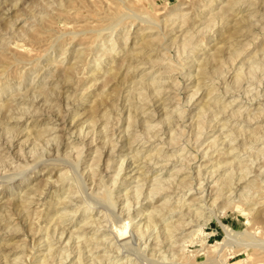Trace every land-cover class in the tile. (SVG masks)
Here are the masks:
<instances>
[{
  "label": "rangeland",
  "instance_id": "obj_1",
  "mask_svg": "<svg viewBox=\"0 0 264 264\" xmlns=\"http://www.w3.org/2000/svg\"><path fill=\"white\" fill-rule=\"evenodd\" d=\"M227 1L0 0V212L7 210L5 224L11 230L0 231V264H38L46 254L45 242L38 239L57 224L65 228L61 246L70 234L76 253L63 264H215L216 243L227 240L217 218L235 232L259 231L264 239V0H247L217 19ZM184 35L192 43L186 48ZM154 37L159 42L143 50V40ZM207 60V76H201L199 64ZM206 100L211 104L199 115ZM129 111L134 119L130 135L122 131ZM99 151L100 162L90 166ZM155 181L163 190L147 198ZM34 184L38 190L30 193ZM67 189H75L74 197L66 196ZM242 189L251 197L244 203L238 196ZM103 191H111L116 206L107 203V210L106 203V208L97 204L84 212L74 202ZM219 192L220 199L202 211V218L217 214L202 227L208 251H199L194 241L182 260L179 244L171 241L192 229L187 221L202 205L192 204L193 197L202 196L208 206ZM60 199L72 200L73 206ZM164 200L167 205L156 215L160 220L145 230L144 209ZM231 200L235 207L227 206ZM250 207L256 210L247 211ZM67 208L77 212L66 213ZM138 211L143 217H136ZM85 213L97 224L83 226ZM126 217L133 223L125 239L130 243L123 246L125 240L116 241L110 230ZM174 223L177 230L166 241L162 230ZM140 228L144 234L138 235L134 229ZM236 240L220 259L264 264L261 250L245 251L244 239ZM62 247L57 251L62 253ZM57 251L47 264L61 263Z\"/></svg>",
  "mask_w": 264,
  "mask_h": 264
},
{
  "label": "bare ground",
  "instance_id": "obj_2",
  "mask_svg": "<svg viewBox=\"0 0 264 264\" xmlns=\"http://www.w3.org/2000/svg\"><path fill=\"white\" fill-rule=\"evenodd\" d=\"M121 1V0H120ZM133 1V0H132ZM245 1H247V0H229V1H227V4L225 5V7H227L226 8V10H221V12L219 13V14H217L215 17H217V19L218 18H221V20L222 19H224L226 16L225 15H227L226 14V11L227 10H230V12H231V10H232V8L234 9L236 6H238V5H243V3H245ZM252 1V0H251ZM250 1V2H251ZM254 1V0H253ZM255 1H257V0H255ZM261 1V0H260ZM116 2H118V0H116ZM127 2H129V1H127ZM248 2H249V0H248ZM262 2V1H261ZM211 3V2H210ZM247 3V2H246ZM257 3V2H256ZM256 3H255V5H256ZM213 3H211V5H212ZM211 5H209V6H211ZM214 5V4H213ZM245 5V4H244ZM249 5H251V4H249ZM254 4L252 3V7L251 6H249V7H251V8H253L254 6H253ZM124 6V5H123ZM256 7V6H255ZM114 8V10H115V7H113ZM210 8V7H209ZM222 8V7H221ZM239 8V7H238ZM244 8V7H243ZM247 8V7H246ZM253 10V9H252ZM233 11V10H232ZM255 11V10H254ZM210 12V11H209ZM229 12V11H228ZM209 14V13H208ZM211 14V13H210ZM209 14V17H212L213 15H210ZM215 14V13H214ZM249 14H250V12H249ZM126 16V15H125ZM130 16V15H129ZM137 16V15H136ZM225 16V17H224ZM228 16V15H227ZM249 16V15H248ZM214 17V18H215ZM121 19V18H120ZM207 19L209 20L210 18H208L207 17ZM206 19V20H207ZM240 19H243V18H240ZM248 19V18H247ZM122 20V19H121ZM136 20H143L142 18H140L139 16L138 17H136ZM213 20H215V19H213ZM239 20V19H238ZM244 20V19H243ZM153 21V20H152ZM210 21V20H209ZM212 21V20H211ZM224 21V20H223ZM245 21H247L246 20V18H245ZM249 21V20H248ZM247 21V22H248ZM140 22V21H139ZM149 24H152V23H154V22H151V21H147ZM212 22H216V20L215 21H212ZM246 24V23H245ZM252 24V23H251ZM167 26V25H166ZM235 26V25H234ZM118 27V26H117ZM143 27V26H142ZM246 27V26H245ZM167 28V27H166ZM241 28V27H240ZM145 29H146V27H145ZM147 29H150L149 27L147 28ZM238 29V28H237ZM237 29H235V30H237ZM238 32H239V30H237ZM237 31H236V34H237ZM150 32V31H149ZM234 31H232V34H234L233 33ZM184 33V32H183ZM151 34V33H150ZM152 35V34H151ZM143 37V36H142ZM149 37V36H148ZM197 38H198V36H197ZM164 39V38H163ZM229 40H230V38H228ZM142 41V40H141ZM179 41V40H178ZM191 40H190V37H186V35H184V37H182V41H181V45L184 47V48H186L187 47V45H191L192 43L190 42ZM159 42V39H158V37H154V38H149V39H144L143 40V42H142V46H143V50L144 49H147V50H150V49H152L157 43ZM193 42V41H192ZM205 42V41H204ZM180 43V42H179ZM225 43V42H224ZM231 43V42H230ZM172 44V43H171ZM230 45V44H229ZM110 46V45H109ZM240 46V45H239ZM204 47V46H203ZM231 47V46H230ZM229 48V47H228ZM125 49V48H124ZM142 49V48H141ZM235 49V48H234ZM123 50V49H122ZM182 50V49H181ZM214 50H217L216 48L214 49ZM219 50V49H218ZM233 50V49H232ZM130 51V50H129ZM128 51V52H129ZM140 51V50H139ZM227 51V50H226ZM155 52H157V51H155ZM160 52V51H159ZM210 52V51H209ZM232 52H235V51H232ZM208 53V52H207ZM237 53V52H236ZM148 54V53H147ZM151 54V53H150ZM157 54V53H156ZM156 54H155V56H156ZM80 55V54H79ZM143 55V54H142ZM133 56H135V55H133ZM146 56V55H145ZM151 56V55H150ZM219 56V55H218ZM139 57V56H138ZM140 57H141V55H140ZM199 57V56H198ZM204 57V56H203ZM144 59V58H143ZM157 59H158V57H157ZM196 59V58H195ZM199 60H200V58H198ZM219 59V58H218ZM130 60V59H129ZM141 60V59H140ZM165 60V59H164ZM132 61H133V59H132ZM182 61V60H181ZM206 61V60H205ZM204 61V62H205ZM147 62V61H146ZM201 62V64H199V70H197L198 71V73L201 75V76H203V75H205V76H207L206 74H207V72H206V65L207 64H209L208 62V60H207V62ZM139 63H141V62H139ZM187 64V63H186ZM195 64V63H194ZM135 65V64H134ZM138 65V64H137ZM162 65V64H161ZM127 66V65H126ZM156 66V65H155ZM209 67V66H208ZM208 67H207V69H208ZM243 67V66H242ZM251 68H253V67H251ZM168 69H169V67H168ZM172 69V68H171ZM194 69V68H193ZM240 69V68H239ZM112 70V69H111ZM110 70V71H111ZM159 70V69H158ZM120 71V70H119ZM137 71V70H136ZM144 72V71H143ZM245 72V71H244ZM109 73V72H108ZM112 73V72H111ZM236 73V72H235ZM106 74V73H105ZM104 74V75H105ZM113 74V73H112ZM145 74V73H144ZM148 74V73H147ZM146 74V75H147ZM240 74V73H239ZM238 74V75H239ZM245 74V73H244ZM241 75H243V73L241 74ZM237 76V75H236ZM195 77V76H194ZM240 77V76H239ZM197 78V77H196ZM128 79V78H127ZM161 79V78H160ZM198 79V78H197ZM201 79V78H200ZM234 79V78H233ZM201 80H204V78L203 79H201ZM128 82V81H127ZM210 82V81H209ZM229 82V81H228ZM162 83V82H161ZM128 84V83H127ZM199 84V83H198ZM236 84V83H235ZM159 85H161V84H159ZM195 85H197V84H195ZM130 86V85H129ZM145 86V85H144ZM152 86V85H151ZM163 86V85H162ZM199 87V86H198ZM155 88V87H154ZM153 88V89H154ZM156 88H159V87H156ZM128 90V89H127ZM3 91V90H2ZM1 90H0V93L2 92ZM209 91H210V89H209ZM214 91H215V89H214ZM4 92V91H3ZM155 93H156V95H157V93H159L158 91H154ZM162 94V93H161ZM160 95V94H159ZM210 95V94H209ZM152 96V95H151ZM205 96V95H204ZM215 96V95H214ZM136 97V96H135ZM211 97V96H210ZM213 98V97H212ZM211 98V99H212ZM144 99L145 98H143V101H144ZM190 99V98H189ZM204 99H206V98H204ZM210 99V98H209ZM215 99V98H214ZM138 101V100H137ZM220 101V100H219ZM138 103H139V101H138ZM142 103V102H141ZM149 103V102H148ZM151 103V102H150ZM204 104L200 107V109H199V112H198V114L200 115L202 112H204L208 107H209V105L211 104L210 103V100L207 102V100L205 101V102H203ZM214 103V102H213ZM145 104V103H144ZM217 104H218V102H217ZM132 105V104H131ZM139 105V104H138ZM213 105H215V103L213 104ZM144 106V105H143ZM67 107V106H66ZM128 107V106H127ZM134 107H136V106H134ZM225 108H227V107H225ZM198 110V109H197ZM128 111V110H127ZM146 111V110H145ZM174 111V110H173ZM222 111H223V109H222ZM111 112V111H110ZM206 112V111H205ZM208 112V111H207ZM213 112V111H212ZM132 113V112H131ZM135 114V113H134ZM198 114H197V116H198ZM21 115V114H20ZM23 116V115H22ZM144 116V115H143ZM168 116V115H167ZM169 116H170V114H169ZM197 116H196V118H197ZM208 116V115H207ZM100 117H105L106 118V116L104 115V113L100 116ZM126 119H128V122H127V124H126V128H124L122 131L124 132V133H126L127 131L129 132V128H132L131 126H132V124L134 125V119H132L131 118V116H130V111H129V113L126 115ZM199 117V116H198ZM119 118V117H118ZM150 118V117H149ZM107 119H108V117H107ZM199 119V118H198ZM197 120V119H196ZM120 121V120H119ZM124 121V120H123ZM147 121V120H146ZM145 121V122H146ZM107 122H108V120H106L105 121V124L103 125L104 127L103 128H106V124H107ZM169 122V121H168ZM123 123V122H122ZM136 123V122H135ZM150 123V122H149ZM218 123V122H217ZM139 124V123H138ZM151 124V123H150ZM137 125V124H136ZM223 125V124H222ZM197 126V125H196ZM224 126V125H223ZM154 127V126H153ZM88 129V128H87ZM135 129H136V127H135ZM141 129V128H140ZM215 129H216V126H215ZM226 129V128H225ZM89 130H91V129H89ZM165 130V129H164ZM82 131V129H80V132ZM121 131V130H120ZM161 131V130H160ZM89 132V131H88ZM87 132V133H88ZM82 133V132H81ZM220 133V132H219ZM74 134V133H73ZM129 135H130V132L128 133ZM94 136H95V134H94ZM136 137V136H135ZM151 137V136H150ZM126 138H127V136H126ZM146 138V137H145ZM152 138H153V136H152ZM214 139V138H213ZM93 140V139H92ZM143 140V139H142ZM149 140V139H148ZM94 142V141H93ZM103 142H104V140H103ZM79 143V142H78ZM134 143V142H133ZM229 145V144H228ZM231 146V145H230ZM95 147V146H94ZM102 147H105V144L102 146ZM98 147H96V149H97ZM138 148V147H137ZM233 148V147H232ZM232 148H231V150H232ZM235 148V147H234ZM59 149V148H58ZM95 149V148H94ZM99 149V148H98ZM81 150V149H80ZM158 150V149H157ZM71 152V151H70ZM225 152V151H224ZM43 153V152H42ZM71 154V153H70ZM83 154V153H82ZM76 155V154H75ZM217 155H218V153H217ZM99 156H100V151H99V153L97 154V156H95V157H93V159H92V163L90 164V166H94V165H96L98 162H100V158H99ZM102 156V155H101ZM204 156H206V155H204ZM49 159H50V157H49ZM63 158H61V160H62ZM133 159V158H132ZM235 159V158H234ZM52 160V159H51ZM56 160V159H55ZM60 161V160H59ZM48 162V161H47ZM63 163V161H60V163ZM61 163V164H62ZM64 163H66V162H64ZM122 163H123V161H122ZM122 163H119V164H122ZM133 163V162H132ZM220 163V162H219ZM48 164V163H47ZM109 164V163H108ZM36 165V164H35ZM69 165H71V164H69ZM87 165V164H86ZM98 165V164H97ZM134 165V164H133ZM152 165V164H151ZM75 166H76V164H75ZM110 166V165H109ZM157 165H155V167H156ZM159 166H160V164H159ZM220 166V165H219ZM242 166V165H241ZM70 167V166H69ZM137 167V166H136ZM222 167V165L219 167V168H221ZM26 168V167H25ZM71 168V167H70ZM86 168V167H85ZM129 168V167H128ZM96 169V168H95ZM122 169V168H121ZM218 169V168H217ZM245 169V168H244ZM71 170V169H70ZM116 170H118V169H116ZM211 170V169H210ZM213 170V169H212ZM64 171V170H63ZM91 174L88 172V174L90 175V179H92V176L95 174V171H94V169H93V167H91ZM119 171H120V166H119V170L117 171V174L119 173ZM245 171V170H244ZM83 172V171H82ZM33 173V172H32ZM214 173V172H213ZM88 175V176H89ZM140 175V174H139ZM232 175V174H231ZM7 176V175H6ZM81 176H82V174H81ZM242 176V175H241ZM8 177V176H7ZM65 177H66V175H65ZM79 177V176H78ZM138 177V176H137ZM10 178V177H9ZM31 178V174L30 175H26L24 178H23V182H27L29 179ZM63 178V176H60V177H58V179L60 180V179H62ZM74 178V177H73ZM244 177H242V179H243ZM4 179V178H3ZM82 179V178H81ZM111 179V178H110ZM117 179V178H116ZM116 179H113V181L115 180L116 181ZM235 179V178H234ZM84 180V179H83ZM88 180V179H87ZM219 180V179H218ZM241 180V179H240ZM71 180H69V182H70ZM79 181V180H78ZM90 181H92V180H90ZM136 181V180H135ZM134 181V182H135ZM59 182V181H58ZM62 182V181H61ZM80 182V181H79ZM84 182V181H83ZM88 182V181H87ZM103 182V181H102ZM133 182V181H132ZM160 181H155L154 183H152V189H151V192L148 194V197L147 198H151L153 195H157L158 193H160L162 190H163V186H162V184H160L159 183ZM217 182V181H216ZM229 182V181H228ZM227 182V183H228ZM253 181H250L248 184H251ZM57 183V182H56ZM93 183V182H92ZM201 182H199V184H200ZM203 183V182H202ZM225 183L226 182H224V185H225ZM102 184V183H101ZM167 185H169V184H167ZM166 185V186H167ZM202 185V184H201ZM223 185V184H222ZM227 185V184H226ZM253 185V184H252ZM31 186V185H30ZM37 186H38V184H34V186H31L30 187V189H29V191H30V193H32V192H37V190H38V188H37ZM72 186V185H71ZM80 186V185H79ZM188 186V185H187ZM228 186V185H227ZM67 187V186H66ZM73 187V186H72ZM75 187V186H74ZM92 187V186H91ZM93 187H94V185H93ZM102 187V186H101ZM222 187V186H221ZM230 187V186H229ZM232 187V186H231ZM8 188H10V185H8ZM82 188V187H81ZM97 188V187H96ZM185 188V187H184ZM228 188V187H227ZM227 188H226V191H227ZM247 188V187H246ZM58 189H61V188H58ZM80 189V188H79ZM90 189V188H89ZM102 189V188H101ZM182 189V188H181ZM180 189V190H181ZM196 189V188H195ZM222 189H224V188H222ZM56 190V189H55ZM68 190V192H67V194H66V196L68 197H70L71 195H70V193L71 194H75V189L72 191V189H67ZM84 190V189H83ZM82 190V191H83ZM141 190V189H140ZM230 190V189H229ZM244 189H242V192H240L239 193V199H241V201L244 203V201H246L248 198L249 199H251V197H249L246 193H245V191H243ZM246 190V189H245ZM28 191V190H27ZM130 192H131V190H129ZM220 191H221V189H220ZM231 191H234L233 189L231 190ZM247 191V190H246ZM52 192V194L54 193V190H52L51 191ZM77 192V191H76ZM79 192V191H78ZM98 192V191H97ZM28 193V192H27ZM30 193H28V194H26V195H31ZM92 193V192H91ZM136 193H137V191H136ZM74 194H73V197H74ZM120 194V193H119ZM218 195L216 196V197H214L213 199H212V202H211V204L210 205H208L207 206V201H205V198H203L202 196H200V197H198V198H194L193 197V199H192V204H196V203H199V204H202V205H200V206H198V207H196V208H194L193 209V211L191 212V214H190V216L192 215V213H193V216H194V218H190L191 220L189 221H187L188 222V224L186 225V226H188V225H190V226H188L189 228L188 229H191L188 233H186L185 235H183L181 238H177V239H174V237H173V233L172 232H174L173 230L174 229H176L177 230V228H174V227H176L177 226V224H175L174 226H172V224H171V226H169L168 224H166V228L164 229V227H163V229L164 230H162L163 231V233L165 234V237H166V241H168L169 240V242H170V240L172 239V237H173V240L171 241L172 242V244L173 243H176V244H179V250L177 251V252H181V255H182V260L184 259V261H185V258H187V257H185V253H188V252H191V251H188V249H187V247L189 246V244H193V242L195 241L196 243H198V246L200 247V249H199V251H204V253H206L207 251H208V245L206 244V243H204L203 241H204V239L202 238V237H207L208 235L207 234H204V232L202 231L203 229H202V227L204 226V224H206L211 218H213L214 216H217V214L215 215V214H213V215H210V216H208V217H204V218H202L203 217V215L205 214L206 215V213H204V212H202L203 210H205V209H207V207H210V206H212V205H214L217 201V199L220 197V195L222 194L221 192H219V193H217ZM231 194H233V193H231ZM82 195V194H81ZM85 195V194H84ZM129 195V194H128ZM143 195V194H142ZM141 195V196H142ZM225 195V194H224ZM227 195V194H226ZM66 196H64L65 198H66ZM86 196V195H85ZM89 196V195H88ZM222 196V195H221ZM228 196L229 197H231L230 196V194H228ZM237 196V195H236ZM22 197V196H21ZM27 197V196H26ZM30 197V196H29ZM62 197V196H61ZM72 197V196H71ZM76 197V196H75ZM225 197H227V196H225ZM228 197V198H229ZM10 198V197H9ZM83 198V197H82ZM131 198V197H130ZM145 198V197H144ZM211 198V197H210ZM236 198V197H235ZM24 199V198H23ZM48 199V198H47ZM53 199V198H52ZM72 199V198H71ZM76 199H77V197H76ZM220 199V198H219ZM227 199V198H226ZM21 200V199H20ZM51 200V199H50ZM73 200V199H72ZM72 200H67L66 201V199H65V201H62L61 199H60V204H62V203H67L68 204V206L69 207H72L73 205H71V204H73V201ZM83 200H85V199H83ZM82 200V201H83ZM133 200V199H132ZM168 200V199H167ZM170 200V199H169ZM197 200H199L198 202H197ZM211 200V199H210ZM229 200V199H228ZM235 200V199H234ZM57 201H59V200H57ZM77 201V200H75L74 199V202H77V203H79V207H82V211H88V212H92L95 208H97L96 207V205L97 204H101L103 207H105L103 204H105L106 203V205H107V203H108V205H109V203L112 205V206H116V203L113 201V199H112V196H111V191H103L102 193H97L95 196L94 195H91V196H89L88 198H87V201ZM225 201V200H224ZM227 201V200H226ZM232 201V200H231ZM238 201V200H237ZM248 201V200H247ZM20 202V201H19ZM23 203H24V201H22ZM21 202V203H22ZM25 202H27V201H25ZM49 202V201H48ZM127 202V201H126ZM125 202V203H126ZM151 202V201H150ZM20 203V204H21ZM33 203V202H32ZM57 203V202H56ZM55 203V204H56ZM129 203V202H128ZM236 201H232L231 203H228L227 204V206H236ZM240 203V202H239ZM256 203V202H255ZM53 204V203H52ZM66 204V205H67ZM152 204V203H151ZM254 204V203H253ZM22 205V204H21ZM20 205V206H21ZM25 205V204H24ZM26 205H27V203H26ZM29 205V204H28ZM88 205V206H87ZM108 205L106 206L107 207V210H108ZM110 205V206H111ZM167 205V201L166 200H164L160 205H158V206H153V207H151L150 209H147L148 207H146V209H144L145 211H146V214L144 215L143 213H141V211H138V212H136V217H143V215H144V218L143 219H145L146 218V221H145V223H146V225H145V223L143 224V227H144V225H145V230H148L149 228H150V226H155L156 224H153V223H156V220H160L159 218H157L158 216H156V215H159L157 212H161V210H162V208L164 209V206H166ZM241 205H242V203H241ZM256 205H257V203H256ZM19 206V205H18ZM85 206V207H84ZM111 206V207H112ZM254 206H255V204H254ZM263 206V205H262ZM22 207V206H21ZM25 207H27V206H25ZM53 206L52 205H50L48 208H52ZM68 207V208H69ZM105 207V208H106ZM233 207V208H234ZM246 207V206H245ZM19 208V207H18ZM68 208L65 210V212L66 213H68V212H77L76 210H74V211H71V210H68ZM104 208V209H105ZM114 208V207H113ZM126 208V207H125ZM21 209V208H20ZM100 209V208H99ZM103 209V208H102ZM190 209V208H189ZM2 210V209H1ZM48 210H50V209H48ZM53 210H54V208H53ZM104 211L103 213H105V212H108V211ZM119 210V209H118ZM173 210V209H172ZM171 209H166V212L168 211V213H169V211H172ZM246 210L247 211H252V210H256V208L255 207H250V208H246ZM20 211V210H19ZM55 212H56V210H54ZM126 211H127V209H126ZM21 212V211H20ZM96 212H98V211H96ZM109 212H110V210H109ZM212 212V211H211ZM49 213V212H48ZM53 213V212H52ZM124 213V212H123ZM127 213V212H126ZM208 213V212H207ZM56 214H57V212H56ZM61 214V213H60ZM118 214V213H117ZM164 214V213H163ZM163 214H162V217H163ZM186 214V213H185ZM185 214H184V216H185ZM249 214H251V213H249ZM7 215V210H2V212H0V231L1 230H3V231H7V232H9V231H11V230H9L8 229V227H10V226H8V224H5L6 222H8V220L9 219H6L5 218V216ZM52 215V214H51ZM55 214H53V216H54ZM92 215V214H91ZM100 215V214H99ZM161 215V214H160ZM159 215V216H160ZM260 215V214H259ZM56 216V215H55ZM125 216V215H124ZM261 216H262V214H261ZM7 217V216H6ZM61 217H63V214L61 215V216H57L56 217V219H55V222H56V220H58L59 218H61ZM103 217V216H102ZM155 217H156V219H155ZM162 217H160V218H162ZM192 217V216H191ZM100 218V217H99ZM117 218H118V216H117ZM186 218V217H185ZM217 218V217H216ZM106 219H107V217H106ZM131 219L132 218H130V217H126V219L125 220H122L121 219V221H118V223L117 224H119V223H122L120 226L118 225H115L116 223H114V224H112L111 225V228L112 227H114V229H113V231L112 230H110V234L112 235V234H114L115 236H114V238L116 239V241H123V240H125L126 238H127V236H128V233H131L130 232V225L133 223H131ZM164 219V218H163ZM52 220H54V217H53V219ZM96 220H98V219H96ZM96 220L95 219H92V217L90 216H88L87 215V213H85L84 214V217H83V219L81 220V223H83V226H88V225H90V226H92V225H95V224H97L96 223ZM217 220H218V223L220 224V226L222 227V229L224 230V232H225V235H226V241L225 242H217L216 244L218 245V247H219V253L213 258V260L212 261H215L216 263L215 264H227L226 263V258L227 257H225V258H223V259H220V253L224 250V249H226L227 247H229L230 245H231V243L232 242H236L237 240L236 239H239V238H243L244 240H242V243H241V245L244 247V250L245 251H248L249 249H251V248H253V247H257L259 250H261V253H263L264 254V239L262 238V237H259L258 236V234H259V231H252V232H246V231H244V232H242V233H238V232H235V231H233L228 225H225V224H223L220 220H219V218H217ZM60 221V220H59ZM105 221V220H104ZM107 221V220H106ZM111 221V220H110ZM115 221V220H114ZM155 221V222H154ZM162 221V220H161ZM182 221H184V220H182ZM249 221V219H247V222ZM186 222V223H187ZM104 223V222H103ZM131 223V224H130ZM182 223V222H181ZM184 224H185V222H183ZM191 223V224H190ZM193 223V224H192ZM101 224V223H100ZM110 224V223H109ZM142 224V223H141ZM153 224V225H152ZM139 225V224H138ZM61 225H59V224H57V226H55L54 228H53V231L52 232H46L41 238H39L38 239V241H41L42 240V242L44 243L45 242V249H44V251H46V254L45 255H43V257L42 258H39L38 259V264H47V260L49 259V258H52L53 256H54V252L55 251H57V248H61L63 245V241H62V236H63V234H64V232H65V228L64 227H60ZM98 226V225H97ZM101 225H99V227H100ZM102 226H103V224H102ZM140 226H142V225H140ZM165 226V225H164ZM96 227V226H95ZM107 227V226H106ZM110 227V226H109ZM139 227V226H138ZM181 225H180V229H181ZM184 227V226H183ZM194 227H196V228H194ZM77 229H80V226L77 228ZM82 229V228H81ZM132 229V228H131ZM167 229V230H166ZM169 229V230H168ZM47 230V229H46ZM45 230V231H46ZM52 230V229H51ZM100 230V229H99ZM135 231L134 232H136L138 235H141L142 233H143V229H134ZM152 230H153V227H152ZM49 231V230H48ZM76 231V230H75ZM96 231V230H95ZM144 232H146V231H144ZM75 233V232H74ZM5 234V233H4ZM144 234V233H143ZM160 234V233H159ZM164 234L163 235H159V236H163L164 237ZM84 235V234H83ZM131 235H133V234H131ZM157 235V234H156ZM71 235L69 234V237H68V239L66 240V242H65V245H64V247H62L63 248V252L61 253L59 250L57 251V253H56V255H58V257H60L61 258V263L60 264H63L69 257H70V254L71 253H73L74 251H75V248H73V247H71V245H70V243H71ZM79 237V236H78ZM93 237V236H92ZM156 237V236H155ZM158 237V236H157ZM165 237H164V239H165ZM81 238V237H80ZM82 238H85V237H82ZM88 238V237H87ZM129 238V237H128ZM139 238V237H138ZM147 238V237H146ZM199 238H202V240H200ZM90 239V238H89ZM92 239V238H91ZM102 239V238H101ZM155 239V238H154ZM158 239V238H157ZM73 240V239H72ZM82 240V239H81ZM85 240V239H84ZM106 240V239H105ZM150 240V239H149ZM236 240V241H235ZM90 241V240H89ZM91 241H93V240H91ZM95 241H96V238H95ZM130 241V240H129ZM128 240H125V241H123L120 245H125V246H128V243H130ZM138 241V240H137ZM162 241V240H161ZM41 242V243H42ZM104 242V241H103ZM91 243V242H90ZM93 243V242H92ZM161 243V242H160ZM83 244H84V241H83ZM165 244V243H164ZM2 245H3V242H2ZM54 245H57L58 247H54ZM62 245V246H61ZM76 245V244H75ZM85 245V247H86V244H84ZM92 245V244H91ZM98 245V244H97ZM134 245V244H133ZM158 245V244H157ZM166 245H167V243H166ZM44 246V245H43ZM78 246L79 247H81L80 245H79V241H78V243H77V250H76V252H77V259H80L81 257H80V255L83 257V253H82V250H80V248H78ZM88 246V245H87ZM168 247V246H167ZM69 248V249H68ZM82 248V247H81ZM108 248V247H107ZM120 248H122V247H120ZM154 248V247H153ZM161 248H163V246H161ZM4 249V248H3ZM132 249V248H131ZM169 249V248H168ZM62 250V249H61ZM160 250V249H159ZM88 251V250H87ZM117 252V251H116ZM156 252V251H155ZM75 253V252H74ZM91 253V252H90ZM119 253V252H118ZM76 254V253H75ZM86 254V253H85ZM84 254V255H85ZM143 254V253H142ZM155 254V253H154ZM88 255V254H87ZM86 255V256H87ZM173 255V254H172ZM89 256V255H88ZM105 256H107V255H105ZM161 256V255H160ZM159 256V257H160ZM192 256V255H191ZM36 257V256H35ZM95 257V256H94ZM263 257H264V255H263ZM37 259V258H36ZM90 259V258H89ZM92 259V258H91ZM125 259V258H124ZM138 259V258H137ZM180 259V260H181ZM165 260V259H164ZM179 260V261H180ZM190 260V259H189ZM4 261V260H3ZM6 261V260H5ZM69 261H72V259L71 260H69ZM83 261V260H82ZM127 261V260H126ZM140 261H141V259H140ZM244 262H245V260H243ZM8 261H6V263H7ZM89 262V261H88ZM93 262V261H92ZM190 262V261H189ZM95 263V262H94ZM185 263H188V262H185ZM2 264V263H1ZM49 264V263H48ZM53 264V263H52ZM72 264H76L75 262H72ZM170 264V263H169Z\"/></svg>",
  "mask_w": 264,
  "mask_h": 264
}]
</instances>
